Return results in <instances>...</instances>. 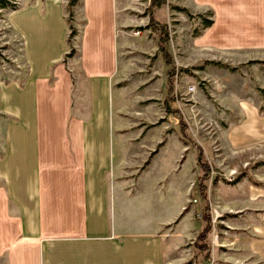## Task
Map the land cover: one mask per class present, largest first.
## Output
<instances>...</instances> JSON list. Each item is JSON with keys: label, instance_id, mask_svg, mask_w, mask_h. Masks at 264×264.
Returning a JSON list of instances; mask_svg holds the SVG:
<instances>
[{"label": "rangeland", "instance_id": "1", "mask_svg": "<svg viewBox=\"0 0 264 264\" xmlns=\"http://www.w3.org/2000/svg\"><path fill=\"white\" fill-rule=\"evenodd\" d=\"M5 1L12 7H0V86L28 72L9 24L18 5ZM127 5L114 93L120 219L136 231L165 222L161 234L185 229L165 245L168 264H264V136L256 126L264 116V41L255 8L247 12L241 0ZM206 20L213 25L196 37ZM67 62L79 77L76 56Z\"/></svg>", "mask_w": 264, "mask_h": 264}, {"label": "crops", "instance_id": "2", "mask_svg": "<svg viewBox=\"0 0 264 264\" xmlns=\"http://www.w3.org/2000/svg\"><path fill=\"white\" fill-rule=\"evenodd\" d=\"M78 1L79 77L64 63L69 1L22 0L9 15L28 72L0 86V264H168L165 245L185 229L136 231L117 213L114 93L128 5ZM241 1L264 41V0ZM256 126L264 136V116Z\"/></svg>", "mask_w": 264, "mask_h": 264}, {"label": "trees", "instance_id": "3", "mask_svg": "<svg viewBox=\"0 0 264 264\" xmlns=\"http://www.w3.org/2000/svg\"><path fill=\"white\" fill-rule=\"evenodd\" d=\"M69 1V7H68V13L70 14V18H68V23H69V29L70 31H72V34L70 35V37L68 38V42L70 44V48L72 47L71 49V52L66 56L67 58L65 59V64L67 63V59L68 58H73L74 55H78V51L75 49V47H73L72 42V38H75V37H79L80 34H81V29L83 28V26L85 25V22H81V23H78V26L80 27V29L76 28V27H73L72 25V22L74 21V14H73V9L79 5V1L78 0H67ZM11 5L9 3H7L5 0H0V7L2 8H9ZM12 7V6H11ZM16 9V7L14 8V10ZM213 25L212 21H209V20H206L205 24H204V27H203V30L199 33H197L195 36L196 37H200L202 35V32L204 30H207L209 29L211 26ZM200 157H199V162H200ZM150 164V160L147 161L146 165H149Z\"/></svg>", "mask_w": 264, "mask_h": 264}, {"label": "built area", "instance_id": "4", "mask_svg": "<svg viewBox=\"0 0 264 264\" xmlns=\"http://www.w3.org/2000/svg\"><path fill=\"white\" fill-rule=\"evenodd\" d=\"M15 1H16L15 5H18V6L21 5V4L19 3L20 0H19V1H18V0H15ZM20 2L22 3V1H20ZM17 3H18V4H17ZM195 202H196V201H195Z\"/></svg>", "mask_w": 264, "mask_h": 264}]
</instances>
